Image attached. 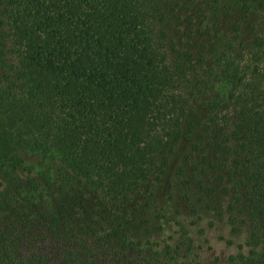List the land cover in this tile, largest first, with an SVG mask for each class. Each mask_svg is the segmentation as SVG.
Returning a JSON list of instances; mask_svg holds the SVG:
<instances>
[{
	"label": "trees",
	"instance_id": "trees-1",
	"mask_svg": "<svg viewBox=\"0 0 264 264\" xmlns=\"http://www.w3.org/2000/svg\"><path fill=\"white\" fill-rule=\"evenodd\" d=\"M0 264H264V0H0Z\"/></svg>",
	"mask_w": 264,
	"mask_h": 264
},
{
	"label": "rangeland",
	"instance_id": "rangeland-1",
	"mask_svg": "<svg viewBox=\"0 0 264 264\" xmlns=\"http://www.w3.org/2000/svg\"><path fill=\"white\" fill-rule=\"evenodd\" d=\"M178 161L177 158H173L171 160V164L170 167L168 168L167 172L165 173V175L163 176V178L161 179V181L159 182V184L156 187V194L157 197L159 198V194L164 193L165 191H168V184L173 176V171H174V167L176 162ZM218 225H221V221H216L214 223L213 227L209 228L208 231V238L210 240V242L208 243H204V248H206L209 244H211L214 247V251L218 254H220L221 256H225L227 255L229 252L234 250V246H229L226 244V241L224 239L226 232L220 231V229H218ZM224 236V237H221Z\"/></svg>",
	"mask_w": 264,
	"mask_h": 264
}]
</instances>
